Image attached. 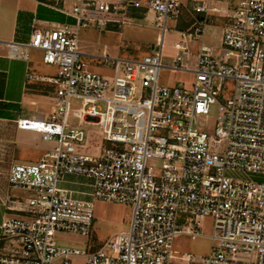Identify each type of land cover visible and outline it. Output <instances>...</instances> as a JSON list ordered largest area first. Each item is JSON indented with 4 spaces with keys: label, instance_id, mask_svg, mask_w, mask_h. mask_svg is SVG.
<instances>
[{
    "label": "built area",
    "instance_id": "1",
    "mask_svg": "<svg viewBox=\"0 0 264 264\" xmlns=\"http://www.w3.org/2000/svg\"><path fill=\"white\" fill-rule=\"evenodd\" d=\"M189 1L200 19L192 33H179L168 61L163 37L178 22L180 0H44L74 27L35 29L28 43L6 44L8 58L39 51L58 75L48 80V118L16 122L51 148L35 164L9 166V186L33 197L25 216L0 224V264H264V0ZM126 10L152 16L160 37L140 60L103 57L113 77H99L80 61L79 31L105 28ZM214 18L224 21L220 48L201 45L192 55L187 43L203 38ZM163 70L192 74V90L160 84ZM84 126L107 144L97 155L78 149L88 142ZM69 176L91 182L89 200L59 189ZM95 200L130 206L128 229L96 250L58 245V235H91ZM205 218L208 254L172 262L174 240L201 238Z\"/></svg>",
    "mask_w": 264,
    "mask_h": 264
},
{
    "label": "crops",
    "instance_id": "2",
    "mask_svg": "<svg viewBox=\"0 0 264 264\" xmlns=\"http://www.w3.org/2000/svg\"><path fill=\"white\" fill-rule=\"evenodd\" d=\"M198 16L197 21L200 19ZM52 25L74 27L75 21L45 5L44 0H0V224L7 217L25 216L26 201L33 197L29 191L9 186V166L35 164L51 148L50 144L42 141L39 133L20 130L16 122L48 118L55 98L48 80L58 75L56 67L42 63L39 51L29 50L27 61L8 58L6 44H26L33 30H44ZM223 25L222 19H212V24L205 29L203 38H200L202 41L199 43L196 40L198 47L189 49L191 54L196 55L201 45L218 50ZM88 34V31H81L79 41L87 40ZM80 54L81 58L90 60L98 56L90 46L82 45ZM90 184L87 179L69 176L63 179L59 189L73 199L89 200ZM128 226L129 222L119 233L125 232ZM119 233L113 234V237ZM1 238L0 232V254L7 246V242ZM63 246L79 247L72 244ZM84 246L90 250L98 248L87 242L80 245V248Z\"/></svg>",
    "mask_w": 264,
    "mask_h": 264
},
{
    "label": "rangeland",
    "instance_id": "3",
    "mask_svg": "<svg viewBox=\"0 0 264 264\" xmlns=\"http://www.w3.org/2000/svg\"><path fill=\"white\" fill-rule=\"evenodd\" d=\"M144 2L145 0H140ZM181 11L179 19L184 20L188 16L196 15L192 10V5L189 0H180ZM115 22L109 24L105 28L84 29L80 30L78 36V46H90L92 51L97 52L98 56L93 59L80 58V61L89 68L91 73L103 78H112L113 71L106 66L102 58L108 57L112 60L132 61L140 60L149 54V51L155 45L157 37H160V32L153 26V18L150 15L144 16L141 11L126 10L123 15L110 16ZM99 25V24H98ZM169 29L163 37L162 56L165 60H170L174 56L172 44L174 42H182L179 33L175 30L173 23L170 21L166 24ZM81 31H88L87 40L79 41ZM202 40L198 39L200 43ZM189 49L198 47L196 41L187 43ZM159 82L163 86L172 87L181 85L186 91L192 90L193 75L179 72L163 70L160 72ZM233 85L230 82L225 84V89L222 96L229 99L232 95ZM77 103H73L75 105ZM103 109V108H101ZM218 116L217 106L212 107L207 123V132L212 134L215 120ZM88 132L87 140L84 148H78L82 154L94 156L98 152L107 147V144L102 141L101 135L97 132L96 127L84 126ZM253 180H256L253 178ZM257 181V180H256ZM131 207L127 205L106 203L95 200L93 202V222L92 233L88 238H81L75 235L63 234L56 237L58 245H75L80 248L86 242L89 245H97L100 247L104 242L113 237V234L119 233L128 222H130ZM211 233V219L205 218L202 222L203 236L197 240H191L187 236H180L173 242L174 254L171 256V261L174 263L186 262L185 256L193 257L206 256L209 252L210 241L206 238ZM115 237V236H114ZM86 247V246H84ZM73 264H81L79 259L72 261Z\"/></svg>",
    "mask_w": 264,
    "mask_h": 264
},
{
    "label": "trees",
    "instance_id": "4",
    "mask_svg": "<svg viewBox=\"0 0 264 264\" xmlns=\"http://www.w3.org/2000/svg\"><path fill=\"white\" fill-rule=\"evenodd\" d=\"M117 16H120V14H118ZM197 17H199L198 15H191V17H187L186 19L182 20L181 19L177 22L176 26H175V30L178 33H192L194 31V29L197 27Z\"/></svg>",
    "mask_w": 264,
    "mask_h": 264
}]
</instances>
